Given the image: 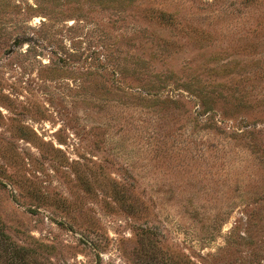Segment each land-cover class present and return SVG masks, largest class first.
<instances>
[{
    "label": "rangeland",
    "instance_id": "374dc122",
    "mask_svg": "<svg viewBox=\"0 0 264 264\" xmlns=\"http://www.w3.org/2000/svg\"><path fill=\"white\" fill-rule=\"evenodd\" d=\"M0 219L54 264H264V0H0Z\"/></svg>",
    "mask_w": 264,
    "mask_h": 264
},
{
    "label": "trees",
    "instance_id": "16d2710c",
    "mask_svg": "<svg viewBox=\"0 0 264 264\" xmlns=\"http://www.w3.org/2000/svg\"><path fill=\"white\" fill-rule=\"evenodd\" d=\"M47 249L41 243L31 246H22L8 233L0 219V264H54L42 255L40 249Z\"/></svg>",
    "mask_w": 264,
    "mask_h": 264
}]
</instances>
